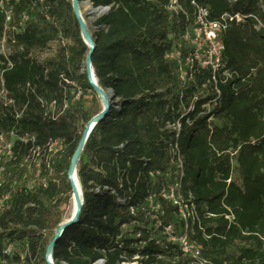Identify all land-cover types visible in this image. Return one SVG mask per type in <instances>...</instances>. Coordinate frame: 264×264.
I'll use <instances>...</instances> for the list:
<instances>
[{"label":"trees","instance_id":"16d2710c","mask_svg":"<svg viewBox=\"0 0 264 264\" xmlns=\"http://www.w3.org/2000/svg\"><path fill=\"white\" fill-rule=\"evenodd\" d=\"M78 2L87 24L84 4L109 10L89 33L97 84L115 97L85 146L83 209L56 244L54 264H191L155 231L154 217L184 228L162 197L173 188L195 210L190 237L210 264H264V0H179L178 11L172 0ZM197 8L212 22L244 20L230 24L225 69L215 75L189 65L197 47L181 43ZM0 43L10 52L0 55V137H17L13 157L0 165V199L10 197L0 213V264L15 244L25 247L16 261L48 264L85 131L63 111L65 91L94 95L87 123L101 113V100L88 80L90 50L72 0H0ZM54 43L56 53L38 62ZM41 101L56 103L53 114ZM27 135L34 144L20 141Z\"/></svg>","mask_w":264,"mask_h":264},{"label":"built area","instance_id":"2783aa9c","mask_svg":"<svg viewBox=\"0 0 264 264\" xmlns=\"http://www.w3.org/2000/svg\"><path fill=\"white\" fill-rule=\"evenodd\" d=\"M196 6L195 4H193ZM172 11H178L179 0H172ZM242 23L243 19L240 17L233 18L231 16H224L219 21L212 22L209 19V13L205 9L197 8L196 23L191 32L187 33L181 40V43H186L197 47V51L190 55L187 63L189 65L193 62H197L203 68H211L214 75L217 72L223 71L225 65L223 64V56L225 52V34L227 33L230 24L233 22ZM227 75V73H225ZM42 107L46 111V115L53 114L56 109V103H48L41 101ZM3 141V137H0V144ZM24 144L35 143V137L33 135H27L20 139ZM14 146L9 151L12 152ZM59 148L58 143L49 145V152H57ZM1 149V147H0ZM38 153V154H37ZM41 151H34V156L39 157ZM3 177V171L0 170V182ZM177 189H171V193H164L162 197L168 199L174 203V206L178 208V222L184 224V228H178L173 224L164 226L163 221L160 218L154 217L155 231L161 233L168 243L172 246L178 247L184 259H187L191 264H210V262L203 256L202 246L191 239L190 236L194 235L193 230L190 227V221L194 222L197 219L195 210L190 212L188 204H186L182 197L175 196ZM10 200L9 196H4L0 199V213L7 208V204ZM131 214L134 215V211L131 210ZM164 214H162L163 216ZM229 219V218H228ZM178 228V229H177ZM103 263V262H99ZM104 264V263H103Z\"/></svg>","mask_w":264,"mask_h":264},{"label":"water","instance_id":"95a60500","mask_svg":"<svg viewBox=\"0 0 264 264\" xmlns=\"http://www.w3.org/2000/svg\"><path fill=\"white\" fill-rule=\"evenodd\" d=\"M72 2H73V11H74L75 17L77 18L79 25H80L82 39H83L84 43L86 44V46L88 47V49L90 50V54H89L87 61H86V73H87L88 80H89L91 87L96 92L99 99L101 100L102 111L99 115H97L95 118H93L89 122V124L87 125V127H86V129L82 135V139L79 143L78 149H77V151H76V153L72 159L71 166H70L68 174H67V178H68V182L71 185V189H72V201H75L74 214H73V216H71V218L68 221H66L57 230L56 235H55V239L47 251L46 260H47L48 264H54V262H53V251H54L56 244L58 243V241L62 237L64 231L66 229H68L69 227L76 225L79 222L81 212L83 209L84 201H83V189H82L79 177H78V166H79V163L81 161V157L84 153L85 146H86L91 134L93 133L96 126L98 124L102 123L103 121H105L106 118L108 117V115L110 114L112 104H113V100L115 97L114 93L112 91L105 93L97 84V80L95 78L94 68H93V64H92V57H93V54L95 52V44L91 38V35H90L89 30L87 28L86 22L83 19V16L81 13V7H80L78 0H72ZM92 9H93V14H97V15H101V14L107 13L109 11L108 9L95 10L93 8V6H92ZM75 178H77V180L79 181V184L81 186V193L79 192L77 184L75 183ZM98 264H103V263H98Z\"/></svg>","mask_w":264,"mask_h":264},{"label":"rangeland","instance_id":"374dc122","mask_svg":"<svg viewBox=\"0 0 264 264\" xmlns=\"http://www.w3.org/2000/svg\"><path fill=\"white\" fill-rule=\"evenodd\" d=\"M84 13L88 18V24L87 28L90 29V26L93 25L100 17H102L104 14L97 15L93 14V9L90 4H84ZM84 19V18H83ZM85 21V20H84ZM10 22V19H8V23ZM59 43H54L51 46V50L47 53L41 54L37 56L38 62H44L45 60L52 57L56 51L58 50ZM9 50L3 45V43H0V55L2 56H9ZM65 93L68 95V101L67 104L68 108L66 107L63 111L69 109V114L73 115L75 117V120L78 121V125L80 127V130L86 129L87 125L89 124L88 118L90 114L91 107L93 106L94 101V95L92 93H89L87 95H84L83 92L78 88H67ZM0 97L5 98L6 93L0 92ZM101 104V103H100ZM102 108V104H101ZM17 141V137L14 134H11L9 136H4L3 141L0 144V165L10 160L13 155L12 152L10 153L9 149L14 146L15 142ZM82 159V157H81ZM72 216V201L71 205L68 208L65 217L64 222L68 221ZM9 253L11 254V257L8 261V264H23L21 262L16 261V257L24 256L25 253V247L21 246L19 244H15L10 247Z\"/></svg>","mask_w":264,"mask_h":264},{"label":"bare ground","instance_id":"6f19581e","mask_svg":"<svg viewBox=\"0 0 264 264\" xmlns=\"http://www.w3.org/2000/svg\"><path fill=\"white\" fill-rule=\"evenodd\" d=\"M75 183L77 184L79 192L81 193V186H80L79 181L77 180V178H75ZM74 208H75V201H72V216L74 214Z\"/></svg>","mask_w":264,"mask_h":264}]
</instances>
